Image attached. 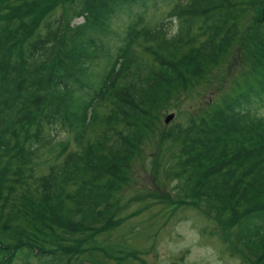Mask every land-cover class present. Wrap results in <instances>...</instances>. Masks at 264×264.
Instances as JSON below:
<instances>
[{"label":"trees","instance_id":"trees-1","mask_svg":"<svg viewBox=\"0 0 264 264\" xmlns=\"http://www.w3.org/2000/svg\"><path fill=\"white\" fill-rule=\"evenodd\" d=\"M39 1L0 0V264H72L95 235L92 222L112 212L113 192L128 180L121 166L140 148L152 108L218 63L248 66L255 78L209 99L202 120L175 124L169 136L194 141L183 144L179 177L202 200L229 204L238 240L264 264V0H174L153 26L151 0H82L63 61L60 25L45 16L65 0ZM115 15L123 28L111 27ZM172 23L180 44L192 43L187 49L173 43ZM196 27L203 38L194 45ZM139 43L152 60L138 55ZM17 46L24 48L14 55ZM60 131L73 134L76 149L42 177L40 193L29 196L27 185L18 202L26 165Z\"/></svg>","mask_w":264,"mask_h":264},{"label":"rangeland","instance_id":"rangeland-1","mask_svg":"<svg viewBox=\"0 0 264 264\" xmlns=\"http://www.w3.org/2000/svg\"><path fill=\"white\" fill-rule=\"evenodd\" d=\"M44 1L50 0L39 3ZM149 5L146 20L153 26L168 17L175 1L151 0ZM81 6L82 0H65L58 6L54 5L45 16L53 28L60 25L62 61L68 57H65V51L70 48L72 27L83 21ZM124 20V17L115 15L111 27L123 28ZM28 23L32 26L35 22L31 20ZM42 25L44 23L39 29ZM176 26L175 23L168 26L169 35L174 36V44L187 49L192 43L180 44L182 34H178ZM194 32L199 35L193 40L195 45L203 36L199 34L198 27ZM234 45L229 47V53L233 52ZM23 48L17 46L14 55ZM136 50L139 56L149 61L153 59L143 43H139ZM64 63L67 62L61 64ZM101 65L100 61L97 66L100 68ZM242 66L241 70L230 71L225 63L213 64L206 72L208 78L202 81L199 75L191 77L188 83L172 89L167 99L169 103L167 100L159 101L152 108L149 118L154 121L146 124L148 127L144 130L140 148L130 161L121 166L128 180L114 190L112 212L92 222L95 235L82 252L71 256L72 264H88L89 258L99 259L102 264H259L238 240L237 216L229 204H223L216 198L202 200L201 193L193 194L190 184L187 185L185 179L179 177L181 169L178 161L186 153L183 144L194 141L169 136V130L175 124L188 125L202 120V107L209 99L211 103L216 96L224 99L227 94H235L242 90L245 83L253 80L255 72L248 66ZM53 68L56 66H51ZM44 86L45 90L49 89L47 83ZM170 113H174V117L166 123L165 118ZM259 113L264 115V107L259 109ZM72 135L60 131L55 142L43 147L39 155L26 165L25 175L21 177L24 188L17 187L14 194L18 202L25 199L23 190L27 185L31 190L29 196L40 193L36 186L40 185L42 177L76 149ZM75 186L74 183L70 185ZM66 203L70 204L69 201ZM19 225L27 226V222L21 221ZM21 262L18 258L14 264ZM31 262L37 264V258L33 257Z\"/></svg>","mask_w":264,"mask_h":264},{"label":"water","instance_id":"water-1","mask_svg":"<svg viewBox=\"0 0 264 264\" xmlns=\"http://www.w3.org/2000/svg\"><path fill=\"white\" fill-rule=\"evenodd\" d=\"M174 117V113H170L166 116L165 121L168 123Z\"/></svg>","mask_w":264,"mask_h":264}]
</instances>
